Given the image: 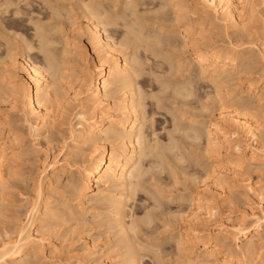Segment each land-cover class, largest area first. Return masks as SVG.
I'll list each match as a JSON object with an SVG mask.
<instances>
[{
    "label": "bare ground",
    "instance_id": "1",
    "mask_svg": "<svg viewBox=\"0 0 264 264\" xmlns=\"http://www.w3.org/2000/svg\"><path fill=\"white\" fill-rule=\"evenodd\" d=\"M42 1L46 6L44 11L49 10L47 18L51 24L42 22L43 18L38 16L42 12H37L28 0H0V49L4 47L0 63L5 66L0 68V216L5 214L7 197L16 184L17 169L7 165L8 155L19 159L27 150L23 146L26 136L23 126L37 137L42 135L51 149L57 151L60 147L65 157L49 159L50 153H45L41 178L35 184L36 195L26 221L16 223L15 220L14 226L9 224L0 230V264H95L97 259L91 261L97 254L94 246L86 245L80 256L58 258L55 254L58 251L52 247L48 250L50 245L44 240L45 234H58L55 228L62 224L65 227L68 223L81 226L83 220L85 224L83 216L91 201L94 209L104 211L108 230L116 239L108 249L109 253L114 252L110 264H143V258L148 256L153 263L159 260L162 264L167 249H161L157 247L159 244L153 245L150 241L143 242L147 240H141L139 235L146 225L158 219L152 211L164 209L160 195H164L166 189L149 186L146 180L152 168L155 171L159 169L156 173L162 174L167 170L176 186L179 183L177 175L183 173L182 177L188 180L183 179L187 182L182 183L185 184L182 187L184 191L175 197L179 202L176 212L170 214L168 208L170 219H161L166 231L177 229L176 232L169 230L170 235L166 232L169 240H174V249L179 257L183 258L177 264H264V210L259 215L245 212L238 220L231 217L222 220L219 216L220 208L226 202L232 203L233 198L225 196L227 190L243 185L250 192L255 191L256 186L261 194L264 192V183L259 181L255 184L249 177L250 172L256 170L255 163L264 164V159L257 158L264 154V120L261 119L264 97L253 81L245 88L236 85L242 83L245 69L254 61L249 53L255 51V47L243 46L248 42L255 44V40L260 41L258 36L264 34L261 33L264 32V0ZM141 4L143 7L153 4L154 8L141 10ZM82 20L86 21H83L85 24L81 23ZM204 23L223 27L228 37V41L222 39L227 41L225 45L213 40L211 33L203 27ZM83 35L95 56L92 66H86L91 53ZM233 36H236L235 40ZM240 38L248 41L242 46L238 39L240 42L244 39L241 41ZM257 49L264 55V45L263 50L259 46ZM172 50L182 54V59L174 62ZM33 51L41 60L34 59L35 56L30 54ZM160 54H164L169 68L184 66L186 74L183 73L179 83L174 82L176 85L162 81L160 84L163 85L158 84L160 89L157 91L163 93L171 88L172 97H187V104L180 97L179 102L191 105L189 96L193 97L200 81H204L210 90L204 96L207 99L205 103H199L208 112L220 115L216 121L191 118L188 125L178 121L180 125L176 119L180 117L182 120L187 113L173 111L176 123L172 124L175 129L170 131H179L182 137H169L165 144L158 143L156 138V142L152 140L156 135L153 121L157 112L155 109L147 111L149 104L141 98H144V93H150V99L156 98L151 82L150 87L144 82L146 69L143 66H150L148 76L157 72L154 69L155 65L157 68L161 66ZM152 57L158 63L156 59V64L152 62ZM78 63L82 65L79 75L75 74ZM147 87L150 88L148 91ZM169 108V111L173 110ZM75 109L74 117L78 121L72 123V118L69 121L68 118ZM65 122L69 136L58 137L55 126ZM186 143L190 151L191 146L199 147L201 157L197 148H194L197 149L195 152L187 151ZM6 144L10 147L7 148ZM196 152L197 157L205 158H199L201 163L196 160L204 167L202 176L198 177L185 171L188 168L184 165L190 159L189 154ZM79 154H84L83 163L76 167L73 162ZM147 160L149 167L145 163ZM75 173L78 175L76 179ZM153 173L147 178H152ZM65 175L68 177L63 185ZM155 178L152 180L155 179L158 185L161 178L157 175ZM63 186L69 187L75 205L65 203L68 200L62 204L63 200L59 198L60 202L56 200L61 206H53L56 200L52 202V199L56 198L57 189ZM141 191L150 196L144 195L146 198L141 199V207L152 211L146 210L142 218L133 219L136 214L130 213L129 208L132 218L127 221L128 202L136 200ZM261 194L258 195L261 197ZM162 209L163 215L165 211ZM94 214L102 215L101 212ZM208 220H214L216 225L214 231L205 235L201 226ZM228 240L233 242L231 246Z\"/></svg>",
    "mask_w": 264,
    "mask_h": 264
},
{
    "label": "rangeland",
    "instance_id": "2",
    "mask_svg": "<svg viewBox=\"0 0 264 264\" xmlns=\"http://www.w3.org/2000/svg\"><path fill=\"white\" fill-rule=\"evenodd\" d=\"M89 1V0H88ZM102 1V0H101ZM109 1V2H108ZM111 1H113V0H107V1H102V2H104V3H113V2H115L116 0H114L113 2H111ZM28 2H31V5L33 6V8L37 11V12H42L43 13V15H42V13H41V15H42V17H41V15H38V16H40V18L42 19L43 18V20H42V22L43 23H47V22H50V23H47V24H51L52 23V21H49V19L47 18V16L49 15V14H47V13H49V10L47 11L46 9L47 8H45V10L47 11H44V7H46V6H44V3H42L43 1L42 0H28ZM33 2H34V4H33ZM122 2V0H120V2L119 3H121ZM40 3V4H39ZM43 4V5H42ZM154 4V3H153ZM153 4L151 5V6H149L148 4L146 5V7L144 6H142L143 4H141L140 6V9L141 10H143V9H147L148 7H150L151 9L152 8H154L153 7ZM156 4V3H155ZM154 4V6H156ZM38 5H40V6H38ZM42 8V11H40L41 10V8ZM153 10V9H152ZM155 10V9H154ZM37 16V17H38ZM37 19V18H36ZM45 20V21H44ZM83 21L84 22H86L85 20H82V22L81 23H83ZM83 24H85V23H83ZM208 26V27H207ZM209 26H210V28H209ZM203 27H205L206 29H207V31H209L210 33H211V35L214 37V39L213 40H216V42L218 43V44H221V45H225V43L228 41V37H227V35H225V30L223 29V27H217V26H215L214 24L213 25H210L209 23H204L203 24ZM217 28H219V29H217ZM221 28V29H220ZM210 29V30H209ZM34 30H30V32H32V33H35V31L33 32ZM261 31V30H260ZM13 32V31H12ZM11 32V33H12ZM213 32V33H212ZM216 32V33H215ZM261 33H264V32H262L261 31ZM261 33H259V34H261ZM227 37V38H226ZM234 37H236V36H233V39H234ZM259 37V39L258 40H260V41H256L255 40V44H256V42H257V44L258 45H255V44H253V45H251L249 42H248V44L246 43L247 41H248V39H244V38H240L241 39V41L242 42H240V40L238 39V42L239 43H242L241 45L243 46L244 45V43H246L243 47H252L253 49H254V47H255V51L253 50V51H251V53H252V55H251V53H249L250 54V56H253L254 57V61H253V63L250 65V66H248L247 67V69H245L246 71H244V74H243V76L242 77H244L243 78V80L241 81L242 83L240 84V85H238V84H236L237 86H238V88H245L246 87V85L251 81H253V83H254V85L257 87V90H260V94L264 97V55H262L263 53H261V51H260V53H259V51H258V49H257V47L259 46V48H261L262 49V45H264L263 43H264V34H261V36H258ZM257 37V38H258ZM83 39H84V43L86 44V45H88V49H90L89 48V44H88V40H87V38H86V36H84L83 35ZM222 39H227V41H225V40H222ZM237 39V38H236ZM220 40L221 41H225L224 43H221L220 42ZM235 40V39H234ZM246 40V41H245ZM1 41V40H0ZM3 41V40H2ZM238 43V44H239ZM261 43V44H260ZM261 46V47H260ZM3 48V49H2ZM1 49H0V55L1 54H3L4 53V47H2ZM263 50V49H262ZM36 51V50H35ZM35 51H33V52H31L30 54H32V55H34L35 56V60H36V58H37V60H41V58H39L38 56H37V54L35 53ZM3 52V53H2ZM174 52V53H173ZM177 52V53H176ZM174 51V50H172V58L174 59L173 61L174 62H178L179 60H181L182 58L181 57H183L182 56V54H178V51ZM256 52V53H255ZM90 53H91V55L89 56V63H88V65H86V66H92L93 64H94V62H95V56L93 55V53H92V51H91V49H90ZM178 54V56H175L176 54ZM167 54H170V52L168 51L167 52ZM175 54V55H174ZM162 57H164V58H162L161 56H159V57H157L158 59H159V65L161 64V66H159V68H157L158 66L157 65H155V69L154 70H156L157 72H154V74L153 73H151L152 75L150 76V73H149V76L148 75H146L148 72V69H149V65L148 66H146V64H145V66H143L144 67V70L146 71V73H144V77L142 76L143 74H141V78H142V81L144 80V82L148 85V87H150V82H151V90L152 89H154L155 91H154V94L156 95V98H155V96H153V92H152V96L154 97H152L151 99H150V93L148 94H146V93H144V98L143 97H141L142 99H143V101H145V103L148 105V107H147V111H153L154 109L156 110V115H154V125H153V128L155 127L156 129V131H155V133H156V135H153V137H151V138H153L152 140L154 141V142H156L155 140L156 139H158L157 141H158V143H160V144H162V142H164V144L165 143H168L169 142V137H172V139L175 137V139L177 138V139H180L181 137H182V135H181V133L179 132V131H175L176 133H174V131H170L171 129L172 130H174L175 129V127H173L174 125H172V124H175L176 122L177 123H179V122H182V124L184 125H188L189 124V121L191 120V118L192 119H194L195 121H202V120H207V121H209V120H217V118H218V120H219V118H220V115H218V113L217 112H214V114L212 113V112H208L206 109H203V107L200 105V103L199 102H201V103H205V100H207L206 99V97H204V96H206L207 94L206 93H208V91L210 90V88L207 86L208 85V83H204V81H200V87L198 88V86H197V91H196V94L195 95H193V97L192 96H189L190 98L188 99V103H191V105H189L190 106V108H188L189 106L188 105H186L187 103V97H185V98H182L181 99V97L180 96H178V98L179 99H181V100H183V101H181V103L183 102L184 103V105L182 106L181 105V103L179 102V99L177 98V96H176V98L174 99L173 97H172V94H170V90H171V93H172V89L170 88H167L166 90H164L163 91V93L161 92V91H157V90H159L158 89V87H160V85H163V84H160L162 81H164V82H166V83H168V81H169V83L171 82V84L170 85H176L177 83H179V80H181V78H183V76L186 74L185 73V68H184V66H174V68H173V66H172V68H169V66L170 65H168V64H166V61H165V56H164V54L162 55V54H160ZM255 55V56H254ZM174 56V57H173ZM1 57V56H0ZM179 59H178V58ZM153 59H152V62H154L155 63V61H156V63H158L157 62V59L156 58H154V57H152ZM154 59H156L155 61H154ZM176 59V60H175ZM165 62H164V61ZM178 60V61H177ZM161 61H163V64L161 63ZM154 63H153V66H154ZM155 63V64H156ZM167 63H169V62H167ZM3 64V63H2ZM4 65V64H3ZM3 65H1V63H0V68H3V67H5V66H3ZM78 66L76 67V69L75 70H77V71H75L76 73L75 74H80V68H81V63H78L77 64ZM176 65V64H175ZM3 66V67H2ZM80 67V68H79ZM161 67V68H160ZM181 67V68H180ZM183 67V68H182ZM251 67V68H250ZM166 68V69H165ZM170 69H172L171 71H173V72H170ZM178 69V70H177ZM167 70V71H166ZM169 70V71H168ZM145 71H143V72H145ZM142 72V73H143ZM163 72H164V74H163ZM178 72V73H177ZM23 73V72H22ZM73 73V72H72ZM157 73V75H155ZM170 73V74H169ZM174 73H176L175 75H174ZM183 73H184V75H183ZM194 73L195 74H197L198 72L197 71H194ZM74 74V73H73ZM78 74V75H79ZM159 74H161L160 76H159ZM22 75H24V74H22ZM140 77H139V80H141L140 79ZM158 77V78H157ZM153 80H151V79ZM155 78V79H154ZM156 78H157V80H156ZM160 79V80H159ZM147 80V81H146ZM159 80V81H158ZM245 80V81H244ZM149 81V82H148ZM178 81V82H177ZM153 82V83H152ZM176 84H175V83ZM163 83V82H162ZM166 83L164 84V85H166ZM158 84H160L159 86H158ZM169 85V86H170ZM208 87L207 89H206V87ZM147 87V91L150 89V88H148ZM171 87V86H170ZM174 87V86H173ZM172 87V88H173ZM202 89V90H201ZM202 92H201V91ZM166 91V92H165ZM199 91V93H197ZM205 91V92H204ZM204 93V94H203ZM145 95H148V97L147 96H145ZM164 95V96H163ZM171 95V96H170ZM174 95V94H173ZM202 95V96H201ZM196 96V97H195ZM247 96V95H246ZM205 99H204V98ZM147 98V99H146ZM149 98V99H148ZM159 99V101H156V99ZM163 98V99H162ZM170 98V99H169ZM201 98H203V99H201ZM157 99V100H158ZM176 99H178L177 100V102H176ZM193 99V100H192ZM160 100H161V102H160ZM164 100V101H163ZM174 100V101H173ZM190 100H192V101H190ZM264 101V100H263ZM158 102V103H157ZM160 102V103H159ZM179 102V103H178ZM208 102H210V101H208ZM207 102V103H208ZM173 103H175V104H173ZM178 104H180V105H178ZM194 104L196 105L195 107H194ZM209 104V103H208ZM172 105V106H171ZM193 105V106H192ZM186 106V107H185ZM200 106V107H199ZM170 107V108H169ZM171 107H173V108H171ZM177 109H176V108ZM182 107V108H181ZM191 107L192 108H194V109H192V110H190L191 109ZM202 107V109H200ZM168 108L169 109H173V110H170V111H172V112H170L169 110H168ZM175 108V109H174ZM178 108H181V109H178ZM188 108V109H187ZM146 109V108H145ZM152 109V110H151ZM186 109V110H185ZM176 110V111H175ZM76 111H77V109H75L74 111H72L71 112V114H70V116H69V118H68V121L71 119L72 120V123H76L77 121H78V119H77V117H74V115H75V113H76ZM173 111H174V113H187V114H185V115H187V116H185L184 115V117H182L183 119L181 120L180 119V117H179V119L177 118L176 120V122L174 123V121H173ZM191 111V112H190ZM189 112V113H188ZM192 112H195V113H192ZM192 113V114H191ZM190 115V116H189ZM193 115H195V116H193ZM203 115V116H202ZM208 115V116H207ZM200 116V117H199ZM206 117V119H205V117ZM17 118H15V120H16ZM184 119H186V121L184 120ZM189 119V120H188ZM261 119H263L264 120V114L261 116ZM14 120V121H15ZM17 121V120H16ZM15 121V122H16ZM179 121V122H178ZM188 121V122H187ZM19 122V124H23V123H21L20 121H18ZM17 122V123H18ZM188 123V124H187ZM180 125H181V123H179ZM163 126H165V127H163ZM27 126H23L21 129L22 130H24L25 131V134H26V136H25V140H24V144H23V146H25L26 148L25 149H27L26 150V153L25 152H23L24 154L22 155V153H21V155L22 156H20V158L18 159L16 156H14L15 157V159H14V157L12 158L11 156H9V155H11V154H9L8 155V160H7V165H11L13 168H15L14 170H16V172H17V176H15L14 178H15V182H16V184H15V187L11 190L12 191V193H11V195L10 196H8L7 198V204H8V206H7V208H6V211L4 210V212H5V214H6V216H5V214L4 215H1L0 216V230H3L4 228L3 227H7V226H9V224L11 225V226H14L15 225V220H17L16 221V223L18 222V223H20L21 221H26V217H27V214H28V210H29V208H30V205H31V202H33V200H34V198H35V195H36V185H37V182L40 180V178H41V171H42V169H43V167H42V165H43V162H44V158H45V153L48 151L49 153H50V158L49 159H54V157H57V158H61V159H63L64 157H65V155H64V150L61 152V148L60 147H58V149H57V151L56 150H54V149H51V147L50 146H48L47 144H46V142H45V140L44 139H42L43 137H42V135L40 136V137H37L36 135H33V134H31L30 132H29V130H28V128H26ZM55 135H57L58 137H62V136H65V137H67L68 138V125H67V123L65 122V124H63V125H58V126H55ZM56 130H58V131H56ZM159 132V133H158ZM168 132V133H167ZM172 132V133H171ZM180 134H179V133ZM174 134H176V135H174ZM173 135V136H172ZM177 136V137H176ZM179 136V137H178ZM156 138V139H155ZM155 139V140H154ZM171 138H170V141L172 140ZM168 141V142H167ZM187 145H188V143H186V145H185V149H187L188 147H189V149L187 150V151H189V152H195L198 148L197 147H194V146H191V151H190V146L188 145V147H187ZM7 148H9L10 147V145L9 144H6L5 145ZM47 147H49V148H47ZM192 147H193V149H192ZM59 148H60V150H59ZM194 148H197V149H195L194 150ZM48 149H50V151L48 150ZM52 150V151H51ZM59 150V151H58ZM9 151V150H8ZM200 149H198V154H200ZM56 154H58V155H56ZM81 154V153H80ZM80 154H79V156H80ZM191 154V153H190ZM189 154V156H188V158H190V159H187V164H185L186 163V161L184 162V165H187L185 168H188L187 170H185V171H187V172H192L193 174L192 175H194L195 177H198V176H202V174L203 173H201V172H203V166H202V164L201 165H199L198 163H201V161L202 160H205V158L204 157H202V158H200L201 157V154H200V157H197V156H199V155H197V152L196 153H192V155H190ZM84 154H82V156H78V158L73 162V164L76 166V164H77V166L76 167H79L83 162H82V160H83V158H84V156H83ZM195 155V156H194ZM191 156L193 157V158H191ZM83 157V158H82ZM195 158H197V159H195ZM202 159L201 161H200V159ZM259 160H262V159H264V154L263 155H260L259 157H257ZM74 159V158H73ZM198 159H199V161L200 162H196V160L198 161ZM148 160H150V159H148ZM148 160L147 161H145V163H147L148 162ZM189 160V161H188ZM79 161V162H78ZM81 161V162H80ZM193 161V162H192ZM191 162V164H189ZM197 164H196V163ZM203 162H205V161H203ZM81 163V164H80ZM195 163V164H194ZM261 164V165H260ZM150 165V164H149ZM190 165V166H189ZM192 165V166H191ZM255 165H256V167H255ZM255 165H254V169H256V170H253L252 172H250V176L249 177H251L250 178V180H252V182L253 183H257V182H259V181H261V182H263L264 183V174H263V172H264V164L262 163V162H260V163H255ZM147 166H148V163H147ZM198 166V167H197ZM200 166H202V167H200ZM149 167V166H148ZM155 169H157V168H155ZM153 170V171H152ZM152 170H150L147 174V176L148 177H150L151 176V172L153 173L155 170H154V168H152ZM157 170H159V169H157ZM157 170L154 172L155 173V175H154V173L152 174V178H155V176L157 175V177H160L161 179V181L159 182L161 185H162V189L160 188L161 187V185L158 183V185H157V183H156V181H155V179H158V178H155L154 180H152V178H147V176H146V180H148L147 182H148V185L149 186H153V185H156L160 190H164V188L166 189L165 190V194H166V196H165V194L164 195H160V198L163 200V208L164 209H162V211H165V214H161V209H158V210H156V211H158L159 212V214H158V212H155V211H152V209H150L151 207H149V209L150 210H148L147 208L145 209V206L144 207H141V204H142V200L141 199H145L146 197H150L149 195H147V193H143L142 191H141V193L139 192V197H137L136 196V200H130V202H128V207H127V214H128V216L126 217V219H127V221H129V220H131V218H132V214L129 216V214L132 212L135 216H136V218L135 217H133V219H138V217L140 216L141 218L145 215V213L148 211V212H150V211H152V213H155L154 215H156L157 216V218L159 219H156L155 218V224L156 225H154V223H152L151 225H146L144 228L146 229H144L143 231H142V233L141 234H139L140 235V239L141 240H143V238H145L147 241H145V240H143V242H146V243H148V241H150L151 242V244L153 243V245H157V244H159V245H157V247H160L161 249H167V251L165 252V254H164V260L162 261L163 263L162 264H177V262H179V260L180 261H182L183 260V258L180 256L179 257V255H178V253L176 252V249H174L175 248V243H174V240L173 239H170L169 240V233L173 230V229H169L170 230V232H169V230L168 231H166V228L164 227L163 228V226H162V220L161 219H163V220H165V218H166V221H167V218L169 217V213L170 214H173V212H176V210L178 209L177 208V206L179 205V202H177L178 200L177 199H175V197L177 196V195H179V194H181L184 190H182L183 188H184V185L185 184H182V183H187L185 180H187L185 177H182V176H184V175H182L183 173H181L180 174V176L179 175H177L178 177H176L177 178V180L179 181V183H177V186H176V184L173 182L174 181V179L172 178L173 176L170 174L169 175V172H167V170H165L164 172L165 173H156L157 172ZM180 171H181V169H179ZM259 170V171H258ZM200 171V172H199ZM263 171V172H262ZM20 173V175H21V177H20V175H19V173ZM195 172V173H194ZM200 173V174H199ZM162 174V175H161ZM75 176H74V178L76 179V178H78V175H76V173L74 174ZM153 175H154V177H153ZM161 175V176H160ZM20 177V178H19ZM67 177H68V175L66 176H64L63 177V180H64V183H63V185H65V181L67 180ZM163 178V179H162ZM179 178H180V180H179ZM182 178V179H181ZM18 179V180H17ZM171 179V180H170ZM183 179H185V180H183ZM150 180H152L153 182H151ZM18 181V182H17ZM188 181V180H187ZM149 182H151V183H149ZM173 182V183H172ZM36 184V185H35ZM151 184V185H150ZM168 184V185H167ZM175 186H174V185ZM159 185H160V187H159ZM164 186H168V187H164ZM171 186V187H170ZM241 186V187H240ZM240 186H236V187H233L231 190H227L226 191V194H225V196L226 197H228V199H236L235 200V203L233 202V199H232V203H230V202H226V204L224 205V206H222L221 208H220V217L222 218V220H227L229 217H231L232 219H234V220H238V219H240V218H242V216L244 215V213L246 212V213H250V212H254L255 214H261V212H262V210H264V192H262V194H261V192H260V190L257 188V186L254 188V190L255 191H253V192H250V191H248L243 185H240ZM154 187V186H153ZM183 187V188H182ZM64 188V189H63ZM173 189V190H172ZM167 190H168V193H167ZM171 191V192H170ZM182 191V192H181ZM231 191V192H230ZM57 196L55 195L54 197H56V198H53L52 199V202H54V199L56 200H59V198H60V200H63V201H61L60 202V200H59V202L60 203H62V202H64V201H66V200H68V201H66L65 203H69L71 206H73V205H75L76 204V201H73V198L70 196V190H69V187H65V186H63L62 187V189H61V187L59 188V189H57ZM94 192H96V190L94 191ZM180 192V193H179ZM179 193V194H178ZM261 194V197H260V195H258V194ZM146 197H145V196ZM167 195H168V197H167ZM170 195V196H169ZM142 196V197H141ZM165 196V197H164ZM172 196H173V198H172ZM141 197V198H140ZM230 197V198H229ZM140 199V202H139V199ZM138 199V200H137ZM171 199V200H170ZM173 199V200H172ZM55 201L54 203H53V206H56V205H60L59 203H57L58 201ZM238 200V201H237ZM227 201H229V200H227ZM71 202V203H70ZM150 202H153L152 201V199H150ZM92 203V204H91ZM135 203V204H134ZM10 204V205H9ZM55 204V205H54ZM63 204V203H62ZM148 204V203H147ZM93 205H94V202H90L88 205H87V210H86V213L84 214V216H83V218L84 219H86L85 220V224H83L84 223V220H83V222H82V224H80L81 226H78L77 224H73L72 225V223H68V224H66V226L67 227H65V225L64 224H62L63 226H64V229H63V226H59V228H58V226H57V228H55L56 229V232L58 233V234H56V232H55V236H54V233L53 234H50L49 236H48V234H45L44 235V240H45V243L47 242V243H49V245L50 246H48L47 248H48V250L52 247V248H54V249H56L57 251H58V253H55L56 254V256H57V254H58V258H65V257H74V255L76 256L77 254L80 256L81 254H83L84 252V248H86L87 246H94V249L95 250H97V254H95L94 255V257L91 259V261H94V260H96L95 262V264H110V257L111 256H113L114 255V252L112 253H109L108 252V249L110 248L109 246H111L113 243H115L116 242V239L114 238V233H112V232H110L109 230H108V226H107V219H106V217L103 215V212L104 211H102V209H94L93 208ZM131 205V206H130ZM143 205V204H142ZM61 206V205H60ZM166 208H165V207ZM10 207V208H9ZM140 207V208H139ZM130 208V209H129ZM169 208V209H168ZM92 209V210H91ZM128 209L130 210V213H129V211H128ZM166 209V210H165ZM170 211H168V210ZM8 210V211H7ZM101 210V211H100ZM147 210V211H146ZM160 210V211H159ZM260 211V212H259ZM95 212H97V213H102V215L101 216H96L94 213ZM169 212V213H168ZM162 213H164V212H162ZM142 214H144V215H142ZM161 217V215L163 216V217H159L158 215ZM10 215V216H9ZM12 215V216H11ZM165 217V218H164ZM2 219V220H1ZM88 219V220H87ZM170 218H168V220H169ZM3 220H5V222L3 221ZM7 220V221H6ZM9 220L11 221V222H9ZM105 220V221H104ZM157 222V223H156ZM99 223V224H98ZM105 223V224H104ZM174 223V222H173ZM215 223V221L214 220H208L206 223H204V225H202L201 226V229H202V233L203 234H209L210 233V231H214V229H215V225L216 224H214ZM72 225V227H70L71 225ZM158 224V225H157ZM5 225V226H4ZM174 225L175 224H173V227H174ZM103 226V227H102ZM176 226V225H175ZM2 227V228H1ZM60 227H62L61 228V230H60ZM76 227V228H75ZM158 227V228H157ZM163 229H162V228ZM172 227V228H173ZM203 227V228H202ZM67 230H66V229ZM70 228H72V229H70ZM86 228V229H85ZM156 228V229H155ZM165 229V230H164ZM59 230V231H58ZM76 230V231H75ZM79 230V231H78ZM107 230V231H106ZM176 230L177 229H175L174 231H172V232H176ZM66 231V232H65ZM71 231V232H70ZM109 231V232H108ZM63 232V233H62ZM150 232L152 233V234H150ZM164 232V233H163ZM169 234H167V233ZM209 232V233H208ZM111 235H110V234ZM145 233V234H144ZM154 233V234H153ZM155 233H156V235H155ZM159 233V234H158ZM68 234V235H67ZM165 234V235H164ZM152 235V236H151ZM53 236V237H52ZM58 236V237H57ZM144 236V237H143ZM145 236H147V237H145ZM48 237V238H47ZM51 237V238H50ZM109 238H111V239H109ZM154 238V239H153ZM113 241L112 243H110V241ZM153 240V241H152ZM156 243V244H155ZM227 243L231 246L232 244H233V242H231V240L229 241H227ZM151 244H149V246H151ZM87 245V246H86ZM105 245V246H104ZM152 245V246H153ZM144 246V245H143ZM142 246V247H143ZM173 246V247H172ZM108 247V248H107ZM141 247V248H142ZM164 247V248H163ZM171 247V248H170ZM115 248L116 247H114V250H115ZM81 250H83V251H81ZM107 250V251H106ZM170 252H169V251ZM99 251V252H98ZM83 252V253H82ZM106 254H105V253ZM109 254H108V253ZM143 252V251H142ZM60 253V254H59ZM104 256H103V255ZM113 254V255H112ZM149 254H151V253H149ZM177 254V255H176ZM62 255V256H61ZM71 255V256H70ZM77 255V256H78ZM96 255H98V257L96 256ZM103 257H102V256ZM152 255V254H151ZM175 258H174V257ZM97 257V258H96ZM57 258V257H56ZM179 258V259H178ZM182 260H181V259ZM143 260H144V262H143V264H161V262H159V260H158V263H153V261L151 260V259H149V256L148 257H145V258H143ZM98 261H100V262H98Z\"/></svg>",
    "mask_w": 264,
    "mask_h": 264
}]
</instances>
